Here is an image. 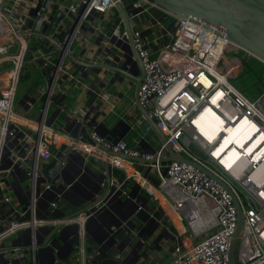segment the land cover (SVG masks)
<instances>
[{"label":"built area","instance_id":"2783aa9c","mask_svg":"<svg viewBox=\"0 0 264 264\" xmlns=\"http://www.w3.org/2000/svg\"><path fill=\"white\" fill-rule=\"evenodd\" d=\"M45 1H49L47 8L43 7ZM81 4L85 9L77 19L70 43L81 39V26L93 14L115 11L118 4H131L140 10L137 15L149 14V9L156 7L150 0H0V64L6 66L0 71V264H37V237L44 240L48 234L46 229H61V245L67 249L75 235L71 228L74 225H77L80 246L71 254L78 258L70 264H81L84 223L93 215L94 208L59 215L64 199L56 200L71 192L70 187L44 182L41 173L44 163L53 155L45 129L49 127L47 111L54 87L50 85L45 90L44 105L34 127L17 119L15 101L20 77L29 59L40 61L41 67L54 63L46 53L28 58L29 32L35 15H42L46 22L55 11L65 14L48 34L58 41L67 30L68 12H76ZM169 20L170 40L162 45L157 44V38L153 40L145 35L151 30L149 27L133 29L134 45L144 69L138 101L163 132L165 143L160 142L153 151L140 150L123 139L110 141L91 130L84 146L87 152L97 154L121 151L155 160L151 169L158 188L187 221L193 237L188 245H175L170 264H228V248L237 220L232 194L242 209L234 263L264 264V152L258 160L251 155L232 168L233 172L237 169L241 172L236 177L212 155L213 144H203L204 137L196 132L193 123L207 109L221 119L219 135L241 119L253 125V138L264 133V75L257 85L243 92L230 79V73L239 65L234 64V56L240 57L242 49L228 41L216 27L207 29L188 19ZM70 43L66 48L68 53ZM63 59L59 60V72L53 82H58ZM233 76L241 86L249 84L248 78L238 73ZM210 119L205 117L206 121ZM69 144L80 153L81 135L72 138ZM167 144L175 153L209 170L230 191L190 164L161 161L168 155ZM189 218L195 221L190 224ZM194 225L204 230L196 232ZM24 232L27 233L22 235ZM16 238H19L16 246L3 245ZM86 262L94 264V258L89 256Z\"/></svg>","mask_w":264,"mask_h":264},{"label":"water","instance_id":"95a60500","mask_svg":"<svg viewBox=\"0 0 264 264\" xmlns=\"http://www.w3.org/2000/svg\"><path fill=\"white\" fill-rule=\"evenodd\" d=\"M150 1L163 10L171 19H188L198 24L201 23L207 29L216 27L228 41L264 64V0ZM48 5L49 1L43 3L44 8H47ZM84 9L85 5L81 4L76 12H68L70 21L67 23V30L58 41L52 39L46 32L58 26L65 14L61 11H55L46 22H43L42 15H35L29 35L46 39L59 51L56 62L38 70V75L43 79L40 83V91L45 92L50 85L52 88L55 87L57 82H53V79L59 72V60L61 61L62 57L72 59L73 65H81V82H86L89 79L88 89H86L88 105L86 107L88 109L81 113L75 112V118L71 117V120L81 118L78 121V126H81V141L84 142L89 140V132L93 129V126L98 124V116L102 115L97 109L102 105L103 99L101 98L95 105L93 104L97 97L94 88H102L106 83L116 84V80L123 76L126 81L135 83V115L138 120H143L140 132L145 134L148 131H153L159 141L165 143L163 132L154 119L149 116L147 110L139 103L137 96L144 69L134 45L133 29L142 26L150 15L146 13L137 15L140 10L134 8L131 4H118L115 9L116 17L114 20L116 27L100 34L101 38H97L96 42L98 43H95L94 53L101 55L102 60L97 62L92 59L86 62L85 60L78 61L66 52L77 19L82 15ZM42 25L44 27L39 32ZM84 27L85 24L81 26V29H84ZM81 41L87 42V38L82 37ZM102 42L106 45L99 44ZM99 74L103 75L100 76ZM88 76H91V78H88ZM35 81L32 80V83ZM105 94L110 96L108 91H105ZM26 96L29 97L30 94L27 93L24 96L17 94L15 101L21 103L27 99ZM105 121L112 122L109 117ZM123 122L122 119H118L104 137L110 141L122 139H118L115 134H118L119 137L122 136L120 129L124 124ZM165 148L168 155L161 161L190 164L230 191L221 180L199 163L175 153L168 144L165 145ZM51 149L53 155L41 172L43 180L58 187L69 186L71 190V192H67L56 201L68 200L72 205L80 208L77 212L81 211V213L89 208H94L93 215L86 219L84 223L86 234L85 237L81 236V264H86L89 256L94 258V264H152L149 261L151 251L167 235L165 230L161 229L152 240H149L159 223L156 220L154 221L152 216L144 209L145 205L142 202L137 203L135 201L136 198L145 199L144 195L139 192L140 185L134 183L130 186L127 179L122 180L123 172L119 171L121 169L117 168V164L110 162V158L111 161L119 158L126 160L130 165H141L139 171L142 176L154 180L155 185H157L158 180L150 175L151 164L155 160L133 157L121 151L110 150L105 152L106 156L103 159L97 161L98 167L95 169L86 164L84 156L72 149L68 143H53ZM138 149L142 150L141 148ZM153 150L154 148H150V151ZM76 191L81 195L79 200L70 197ZM232 198L236 208L237 220L228 248V264H235L234 253L237 237L242 226L241 206L233 194ZM86 202L88 203L86 204ZM60 214H62L61 210ZM71 228L74 230L75 235L72 244L63 255H60L59 252L62 243L61 229H46L48 238L44 240L38 235L35 251L37 264H52L55 261L64 264L65 260L72 261L74 258H78V256L71 255L80 246L77 225ZM26 233L24 232L22 235ZM19 238L7 241L3 245L5 247L16 246ZM42 261L44 262L41 263Z\"/></svg>","mask_w":264,"mask_h":264},{"label":"crops","instance_id":"0c3cea01","mask_svg":"<svg viewBox=\"0 0 264 264\" xmlns=\"http://www.w3.org/2000/svg\"><path fill=\"white\" fill-rule=\"evenodd\" d=\"M149 14H151L150 16L152 18L149 17L147 21L142 24V26H137L136 28L143 29L149 27L151 30L146 32L145 35H148L149 38H152L153 40L157 38L156 42L158 45L169 42L170 37L168 34V28L170 27V18L165 15L162 10L156 7L149 9ZM115 17V11H109L104 14H93L91 18L85 20L83 22L85 27L81 30V38L86 37L87 42H82L81 39H78V42L70 43V45H72L70 55L78 61L85 60L88 62L95 59V61L99 62L102 60L101 55L94 53L96 48L95 43H98L96 42L97 38H101V36H99L100 34L116 27L114 22ZM93 27L95 28L93 29ZM41 31L42 30L39 29V32ZM46 33L49 34V32ZM28 42L30 47L28 58H30L31 55L46 53L50 62H56L58 59L59 51L57 47L52 45L46 39L40 36H29ZM99 44L102 46L106 45L103 42ZM149 45L152 46L151 43H149ZM154 54L155 53H153V55ZM36 61H32L31 59L28 60V62H30L29 65H32L33 70L26 72V75L29 77L32 76V74H36L37 76L32 79L36 81L32 83L30 88L27 91H24V94L22 95L24 96L29 93L30 96H26L27 99L17 104V112L19 113L17 115V119L21 123L26 124L28 127H34L36 125L35 120L41 113L45 98L44 91H40L39 89L40 83L43 79L38 75V70L42 67L40 66V61ZM5 67L6 66L4 65V68ZM4 68H2L1 71H3ZM99 75L102 76L103 74ZM88 78H91V76H88ZM88 80H86V82H81V65H73V60L68 57L63 59L60 70V78L54 87L53 98L47 111L48 129L51 131V136L47 138L51 142V145L57 142L69 144L72 141V138L81 135V126H78V121L81 120V118L71 120V117L75 118V112L81 113L82 111L84 112L88 109L86 94V89H88ZM94 91L97 93V97L95 98L93 104L95 105L101 98L103 99V103L97 109V111H99L102 115L98 116V124L93 126L92 130H95L99 134L105 136L106 132L111 130L112 125L118 119H122L124 121V124L120 129L122 136L119 137L118 134H115L118 139L122 138L130 146L141 148L142 150H150V148H156L159 145L160 141L153 131H148L145 134L140 132L143 120H138L135 115L136 109L134 101L136 88L134 82L126 81L123 76H120L116 80V84L106 83L102 88L95 87ZM105 91L110 92V96L106 95ZM107 117H109L112 122L109 123L105 121ZM61 131L66 133H62ZM87 142L88 141H81L80 153L84 156L86 164H88L91 168L97 169V161L103 159L106 155L101 152H99V154L95 152H87L86 146H84ZM47 162L48 161H46L44 165ZM110 162L117 164V168L122 170H119L124 174H122V180L127 179L130 186L134 183H138L140 185L139 192L144 195L145 199L136 198L135 201L137 203L142 202V204L145 205L144 209H146V211L152 216L154 221L156 220L159 223L156 231L149 240H152L161 229H164L165 234L167 235L160 240L157 247L153 248L149 261L152 264H170L175 254V245L181 243L188 245L193 240L191 231L189 232L186 228V220L183 219L180 216V213L174 208L173 209L179 215L174 214L171 209L167 208L168 204L173 207L172 203H170L168 198L159 190L158 185H155L154 180H149L142 176L139 171L142 167L141 165L137 164L138 166H136L135 164H131V166L129 162L119 158L112 159V161L110 158ZM150 175L157 180L152 169ZM70 197H72V199L79 200L81 195L76 191L74 194L70 195ZM62 202L63 203L60 207L62 213L77 212L80 209L72 205L68 200H63ZM87 203L88 202H86V204ZM58 214L60 215V211ZM44 238H48V234H46ZM65 250L66 245L62 244L59 248L60 255H63ZM43 262L44 261L41 263ZM52 264H59V262L56 261ZM64 264H70V260H65Z\"/></svg>","mask_w":264,"mask_h":264},{"label":"bare ground","instance_id":"6f19581e","mask_svg":"<svg viewBox=\"0 0 264 264\" xmlns=\"http://www.w3.org/2000/svg\"><path fill=\"white\" fill-rule=\"evenodd\" d=\"M206 116H210L211 119L206 121ZM193 123L196 126V132L204 137L203 144H213L212 155L217 158L219 163L227 170H232V168L239 165L243 159L251 155H253L254 160H258L262 152H264V133H259L253 138L251 132L253 125L249 124L245 119H241L236 125L230 126L225 134L220 135L218 133L221 131V119L211 110H204L195 117ZM50 133L51 131H49V129H45L47 137L51 136ZM218 137L219 141L215 142ZM259 146H261V149L257 152ZM231 172H233V170ZM233 174L239 177L241 172L237 169ZM167 208L171 209L174 214L179 215L170 204L167 205ZM188 221L191 224L195 219L189 218ZM194 229L196 232L204 230L195 225Z\"/></svg>","mask_w":264,"mask_h":264},{"label":"trees","instance_id":"16d2710c","mask_svg":"<svg viewBox=\"0 0 264 264\" xmlns=\"http://www.w3.org/2000/svg\"><path fill=\"white\" fill-rule=\"evenodd\" d=\"M230 54V52H229ZM228 54V55H229ZM242 54V53H241ZM234 56V55H233ZM229 60L228 58H226ZM234 64L238 63L237 67L235 66L233 73H230L231 82L238 86L243 92L247 93L249 87L257 85L264 75V64L253 57H248L247 55L234 56ZM4 68V67H3ZM242 69V70H241ZM238 73L241 76H244L249 79V84L245 87L238 84V81L234 79L233 74Z\"/></svg>","mask_w":264,"mask_h":264},{"label":"rangeland","instance_id":"374dc122","mask_svg":"<svg viewBox=\"0 0 264 264\" xmlns=\"http://www.w3.org/2000/svg\"><path fill=\"white\" fill-rule=\"evenodd\" d=\"M242 53V55L244 54V55H247L248 57H250L247 53H245L244 51H242L241 52ZM252 57V56H251ZM30 64V62H26L25 63V65H24V70H23V72H22V76H23V78H22V76L20 77V81H19V83H18V88H17V94L18 95H23L24 94V91H27L29 88H30V86H31V84H32V79L35 77V76H37L36 74L35 75H33L32 74V76H29L28 77V75H26V72H28L29 70L30 71H32L33 70V67H32V65H29ZM4 67V64H0V71L2 70V68ZM58 143V142H57ZM195 147L193 146V150H195L194 149ZM196 153H198L199 155H202L201 154V152H199L197 149H196ZM187 222V221H186ZM186 224V228H187V230L190 232V229H189V227H188V224L187 223H185ZM201 236H203V235H201ZM199 237V236H198Z\"/></svg>","mask_w":264,"mask_h":264}]
</instances>
